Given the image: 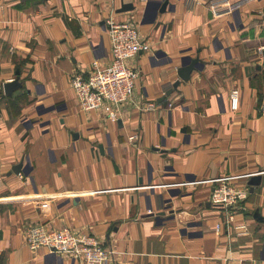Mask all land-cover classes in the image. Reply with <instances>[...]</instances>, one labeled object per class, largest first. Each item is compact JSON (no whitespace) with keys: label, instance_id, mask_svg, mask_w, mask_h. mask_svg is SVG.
<instances>
[{"label":"crops","instance_id":"0c3cea01","mask_svg":"<svg viewBox=\"0 0 264 264\" xmlns=\"http://www.w3.org/2000/svg\"><path fill=\"white\" fill-rule=\"evenodd\" d=\"M227 1L217 17L209 0H0V264H79L29 250L34 223L95 235L108 264H264V0ZM109 18L149 45L115 120L70 85L109 64ZM221 177L248 191L229 226L209 202Z\"/></svg>","mask_w":264,"mask_h":264},{"label":"built area","instance_id":"2783aa9c","mask_svg":"<svg viewBox=\"0 0 264 264\" xmlns=\"http://www.w3.org/2000/svg\"><path fill=\"white\" fill-rule=\"evenodd\" d=\"M208 7L214 16H226L231 13L227 0H209ZM107 33L110 39L111 59L109 64L101 67L93 63V70L87 77L75 74L70 80L78 103L83 110L104 109L111 120L116 119V109L126 103L132 96L135 80L139 71L129 66L128 60L149 49L148 43L140 37L135 25L128 21L114 22L106 20ZM260 56L263 55L259 49ZM262 54V55H261ZM230 108L237 109L239 91H230ZM264 119V99L260 107ZM132 140L133 136L128 137ZM246 187L237 186L227 177L218 179L212 188L209 200L225 211V224L233 221L236 209L247 198ZM221 224L215 225V231ZM28 249L35 251L45 248L51 253L67 254L79 264H108L113 251L105 246L95 235L89 232H75L68 227L47 229L42 224L34 223L25 230Z\"/></svg>","mask_w":264,"mask_h":264},{"label":"water","instance_id":"95a60500","mask_svg":"<svg viewBox=\"0 0 264 264\" xmlns=\"http://www.w3.org/2000/svg\"><path fill=\"white\" fill-rule=\"evenodd\" d=\"M166 4H167L166 1L162 3L160 10H159L160 12L164 11ZM132 8H133V5L131 3H126V4H122L121 7L118 9V11L131 10ZM198 61H199L198 57H194L190 59V61L187 64L182 65L180 68H178L177 70L178 79L175 80L167 90H165L166 95L170 94L172 90L177 87L180 81H187L189 79L190 73L195 69V65ZM18 73L19 71L17 70L15 72L16 76L11 81L5 82L3 84V89H4L5 94L10 95L12 91L20 87L21 83L18 81V76H17ZM99 147L101 148L100 145ZM20 167H21V162L12 166L11 171L18 174ZM259 180H260V177L258 175L252 176L250 177L247 183L249 185H257L259 184Z\"/></svg>","mask_w":264,"mask_h":264},{"label":"rangeland","instance_id":"374dc122","mask_svg":"<svg viewBox=\"0 0 264 264\" xmlns=\"http://www.w3.org/2000/svg\"><path fill=\"white\" fill-rule=\"evenodd\" d=\"M217 183V182H216ZM209 202H210V200H209ZM211 203V202H210ZM212 204V203H211ZM74 260V259H73ZM76 261V260H75Z\"/></svg>","mask_w":264,"mask_h":264}]
</instances>
